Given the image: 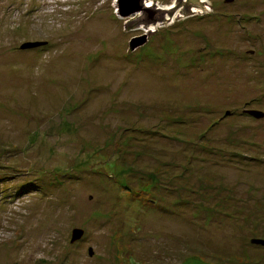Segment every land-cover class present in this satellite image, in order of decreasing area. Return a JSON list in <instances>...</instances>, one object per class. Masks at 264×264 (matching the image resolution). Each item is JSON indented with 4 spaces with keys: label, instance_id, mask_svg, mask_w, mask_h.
I'll list each match as a JSON object with an SVG mask.
<instances>
[{
    "label": "rangeland",
    "instance_id": "1",
    "mask_svg": "<svg viewBox=\"0 0 264 264\" xmlns=\"http://www.w3.org/2000/svg\"><path fill=\"white\" fill-rule=\"evenodd\" d=\"M118 3L0 0V264H264V0Z\"/></svg>",
    "mask_w": 264,
    "mask_h": 264
},
{
    "label": "water",
    "instance_id": "2",
    "mask_svg": "<svg viewBox=\"0 0 264 264\" xmlns=\"http://www.w3.org/2000/svg\"><path fill=\"white\" fill-rule=\"evenodd\" d=\"M233 1L234 0H226L227 3H232ZM143 2H144V0H119V3H118V16L121 19H126V18L132 16L135 13L148 12L149 9H147V8H145L143 6ZM170 12H172V13L170 14ZM170 12L168 11V13H166V14H169V17H172L174 15V12L173 11H170ZM164 16H163V18H161V19L159 18L158 20L163 21L164 20ZM154 21H156V20H154ZM145 42H146L145 39L134 40L132 42V44L130 45V48H131L132 51H135L137 48H139L140 46L145 44ZM45 45H46L45 42L44 43H28V44L24 45L22 47V49L23 50H25V49H33V48H37V47H41V46H45ZM248 114H250L251 116H253L256 119H263L264 118V113H262L260 111H253V112H249ZM84 235H85L84 230L75 229L73 231V234H72L71 242L75 243V242H78V241L82 240ZM254 243L264 246V241L258 240V241H254ZM90 254L93 255V252L90 251Z\"/></svg>",
    "mask_w": 264,
    "mask_h": 264
},
{
    "label": "trees",
    "instance_id": "3",
    "mask_svg": "<svg viewBox=\"0 0 264 264\" xmlns=\"http://www.w3.org/2000/svg\"><path fill=\"white\" fill-rule=\"evenodd\" d=\"M249 112H253V110L247 111L246 113L248 114ZM248 115H250V114H248ZM109 166L113 170V173H114V164L113 163H110ZM122 188L125 190V192H132L131 190L126 189V187L123 186V185H122ZM172 194L175 197H177V195H178V194H176V192H172ZM179 196H181V194ZM138 197H139V200L138 201L141 203L142 206H146L147 208H150L151 210L161 209V208L163 209V206L160 204L161 201H163V200L160 199V198H158V197H152V196H151V198L150 197L149 198H143V196H138ZM177 201H178V203H176V204H179V198H177ZM181 201L182 200L180 199V202ZM252 235H254L253 237H257V233L256 232H252ZM258 240L264 241V239L253 238L251 240V244L252 245H255V246L259 247V248H264V246L254 243V241H258Z\"/></svg>",
    "mask_w": 264,
    "mask_h": 264
},
{
    "label": "bare ground",
    "instance_id": "4",
    "mask_svg": "<svg viewBox=\"0 0 264 264\" xmlns=\"http://www.w3.org/2000/svg\"><path fill=\"white\" fill-rule=\"evenodd\" d=\"M204 1H206V0H202V2H204Z\"/></svg>",
    "mask_w": 264,
    "mask_h": 264
}]
</instances>
